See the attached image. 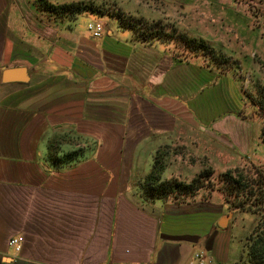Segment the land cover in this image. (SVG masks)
Listing matches in <instances>:
<instances>
[{"label":"crops","instance_id":"obj_1","mask_svg":"<svg viewBox=\"0 0 264 264\" xmlns=\"http://www.w3.org/2000/svg\"><path fill=\"white\" fill-rule=\"evenodd\" d=\"M41 14L33 0H0V264H195L202 244L211 256L234 210L221 229L228 202L143 201L136 183H118L101 169L95 149L84 144V75L57 70L52 27L37 25ZM115 27L111 22L102 37L108 52L94 43L106 71L101 66L92 85L107 88L109 120L125 127L128 174L140 171L134 150L144 141L155 144L153 164L163 158L162 179H171L165 160L189 159L195 151L161 153L160 146L178 141L194 149L196 136L204 141L206 168H231L232 153L245 155L254 141L249 107L231 103L238 76L203 55L177 56L166 42L141 41L132 32L121 41ZM53 143L59 156L81 152L55 164L48 158ZM16 236L24 238L20 252L9 244Z\"/></svg>","mask_w":264,"mask_h":264},{"label":"rangeland","instance_id":"obj_2","mask_svg":"<svg viewBox=\"0 0 264 264\" xmlns=\"http://www.w3.org/2000/svg\"><path fill=\"white\" fill-rule=\"evenodd\" d=\"M47 1L55 5L84 2L96 9L94 13L83 12L74 18L67 14L53 15L42 12L45 15H37V25L42 23L52 27L53 56L58 66L57 70H68L84 75L85 149L86 151L90 148L95 149L97 152L95 161L100 164L101 169L106 170V173L116 177L118 183L132 181L137 185L145 177L140 175L141 172L146 174L150 172L154 158V153L151 151L155 144L144 141L137 143L134 152L139 154V157L134 162H140V171H138L139 174L134 171L133 176L131 173L128 174L130 167L126 164L129 161H125L123 155L125 127L114 126V122L109 120L111 119L109 116L112 114L109 113L110 93L107 88L102 87L94 90L92 85L93 80L95 82V78H98L103 70L106 71V68L102 66L104 65L102 55L98 54L96 47L103 52H108V49L106 42V44H102L105 39L90 37L87 24L92 21H100L104 26L105 36L111 22L115 21L118 24L115 19L117 13H124L125 17L143 18L151 23L159 22L166 36L163 40L158 39V41L171 45L177 56H190L195 55V53L198 56L203 55L201 52H190L186 47V42H184V36L188 39L204 41L213 51V54L212 56L206 55L208 57L199 56L200 59L206 58L207 63L213 67L219 66L222 69H229L230 74L232 72L234 73L233 76H238L236 84L238 93L235 92L237 95L235 100L232 97L231 103L236 108L245 111L249 107L246 115L253 126L254 141H251L252 145L245 155L238 152L232 153L234 160L231 168H226L223 171L214 170L215 174L192 201L210 198L214 203L221 200L224 205L226 201L217 190L221 185L217 178L219 174L227 170L243 168L247 169L250 175L254 174V170H262L264 173V0ZM24 2L27 3L29 0H22V4ZM115 28L121 41L132 37L129 30L122 29L119 25ZM174 30L175 34L173 33ZM61 34L63 37H59ZM94 43H96V47ZM101 66L103 70H101ZM98 117L100 122L91 121ZM113 135L114 137H112ZM92 136L99 137V139ZM196 137L199 142L196 144L197 148L194 149L192 146L187 147L178 141L160 146L159 152L161 153H164L166 149L169 150V153L176 152L179 154L188 151V149L195 151V154H192L189 159L167 158L165 163L169 165L166 178L176 177L188 182L198 175L203 168L208 167V162H206L202 151L205 146L203 138H199L202 136ZM89 158L84 160L86 167L90 165V161L87 162ZM187 163L192 167L183 166ZM198 164L201 165L197 166ZM126 176H129L128 181H124ZM215 210H219V208ZM231 210V207L223 208L221 214L228 216ZM233 212V219L228 229L218 232L214 240L212 255L208 256L205 244L198 247V252L205 251L206 253L205 264H242L245 262V243L255 223V216L249 212L235 210ZM229 219L230 216L226 219V224Z\"/></svg>","mask_w":264,"mask_h":264},{"label":"trees","instance_id":"obj_3","mask_svg":"<svg viewBox=\"0 0 264 264\" xmlns=\"http://www.w3.org/2000/svg\"><path fill=\"white\" fill-rule=\"evenodd\" d=\"M34 4L40 12L53 15L67 14L73 18L83 12H96V9L93 6L84 2L55 5L47 0H34ZM115 19L120 28L129 30L138 40H163L166 36L159 22L151 23L143 18H136L133 16L125 17L124 13L115 14ZM174 32L175 30L173 33ZM183 39L190 52H201L204 56H212L213 51L204 41L188 39L185 36ZM212 58L214 59L215 57ZM215 60L217 59L215 58ZM116 114L118 121L124 120L123 110L118 108ZM99 117L96 120H100ZM57 152L58 150L54 143L53 145H49L48 158L55 164H66L76 159V156L80 154L81 151L75 150L61 156H59ZM163 170V158L158 159L156 157L151 171L137 183V188L143 201L166 200L168 198L176 200L193 198L206 186L208 181L215 174L212 168H204L190 182H184L176 178L168 180L162 179ZM217 179L221 184L217 190L223 195L224 200L228 202L233 210L249 212L255 216V223L252 226L245 243L246 260L245 262H242V264H264L263 171L254 170V174L250 175L247 169L235 168L219 174Z\"/></svg>","mask_w":264,"mask_h":264},{"label":"built area","instance_id":"obj_4","mask_svg":"<svg viewBox=\"0 0 264 264\" xmlns=\"http://www.w3.org/2000/svg\"><path fill=\"white\" fill-rule=\"evenodd\" d=\"M87 30L89 35L93 39H101L104 36V26L100 21H92L87 24ZM24 238L22 236H16L9 242L10 246L15 249L16 252H20ZM207 256L204 251L194 254L195 264H205Z\"/></svg>","mask_w":264,"mask_h":264},{"label":"water","instance_id":"obj_5","mask_svg":"<svg viewBox=\"0 0 264 264\" xmlns=\"http://www.w3.org/2000/svg\"><path fill=\"white\" fill-rule=\"evenodd\" d=\"M20 71H21V73H24L25 69L24 68H21ZM6 73H8V72H6ZM228 217H229V215L226 216V217H224L223 219H221V221L219 222V226H220L221 229H225L227 227L226 219Z\"/></svg>","mask_w":264,"mask_h":264}]
</instances>
